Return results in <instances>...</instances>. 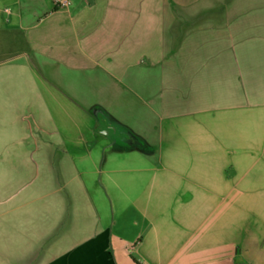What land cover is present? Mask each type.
I'll list each match as a JSON object with an SVG mask.
<instances>
[{
  "label": "crops",
  "instance_id": "0c3cea01",
  "mask_svg": "<svg viewBox=\"0 0 264 264\" xmlns=\"http://www.w3.org/2000/svg\"><path fill=\"white\" fill-rule=\"evenodd\" d=\"M160 1L0 0V264H264V0Z\"/></svg>",
  "mask_w": 264,
  "mask_h": 264
},
{
  "label": "built area",
  "instance_id": "2783aa9c",
  "mask_svg": "<svg viewBox=\"0 0 264 264\" xmlns=\"http://www.w3.org/2000/svg\"><path fill=\"white\" fill-rule=\"evenodd\" d=\"M48 2L53 9H66L71 5L72 0H48Z\"/></svg>",
  "mask_w": 264,
  "mask_h": 264
},
{
  "label": "rangeland",
  "instance_id": "374dc122",
  "mask_svg": "<svg viewBox=\"0 0 264 264\" xmlns=\"http://www.w3.org/2000/svg\"><path fill=\"white\" fill-rule=\"evenodd\" d=\"M154 4L153 5H162L161 1L160 0H154ZM94 252V251H93ZM95 253V252H94ZM100 252H96V254L94 256H97L96 258V262H93V263H96V264H99L100 263V260H99V257H100Z\"/></svg>",
  "mask_w": 264,
  "mask_h": 264
}]
</instances>
